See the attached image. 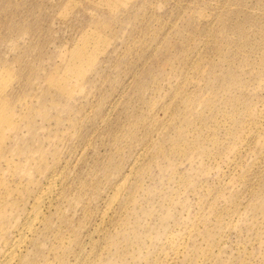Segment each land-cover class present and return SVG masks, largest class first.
<instances>
[{"label":"rangeland","instance_id":"1","mask_svg":"<svg viewBox=\"0 0 264 264\" xmlns=\"http://www.w3.org/2000/svg\"><path fill=\"white\" fill-rule=\"evenodd\" d=\"M29 217L21 264H264V0H0V259Z\"/></svg>","mask_w":264,"mask_h":264},{"label":"bare ground","instance_id":"2","mask_svg":"<svg viewBox=\"0 0 264 264\" xmlns=\"http://www.w3.org/2000/svg\"><path fill=\"white\" fill-rule=\"evenodd\" d=\"M79 55H83V54L79 53ZM133 167L134 166H132V169H133ZM54 182L55 181L52 182V180H51V182L49 183L48 187L50 188V191L48 193H46L45 195H43L41 197L36 198L37 201H39V203L40 202H43V200H45L48 197L49 193L52 192V189L54 187L53 186ZM125 183H126V180H125V182H121V183H119L116 186L114 195L111 197V199H110V201L108 203V209L110 208V205L113 203V200L117 199L124 192V190H125ZM48 206H49V204H48ZM48 206H47L46 209H48ZM41 212H42L41 209H40V212L38 210H36V217H37L36 219H37V222H38V219H41L42 216H43ZM101 216H103V215H101ZM32 219H34V218H32ZM36 219H34V220L36 221ZM104 219H105V217H104ZM33 224H34L33 223V220H30V217H29V219H26V221L23 223V225L21 224L23 226V229L20 231V233L18 232V236L15 239H13L12 243L3 251V253H2V259H0V264H21L25 260V258H26L27 255L23 254V251L20 250V248L21 247H25V245H27V243H28V237L26 236L25 232L28 231V230H33V228H34L33 227Z\"/></svg>","mask_w":264,"mask_h":264}]
</instances>
